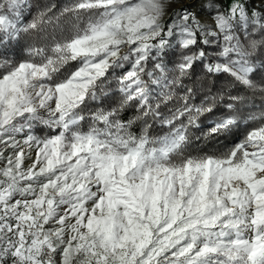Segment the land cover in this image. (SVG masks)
<instances>
[{
  "label": "snow or ice",
  "instance_id": "obj_1",
  "mask_svg": "<svg viewBox=\"0 0 264 264\" xmlns=\"http://www.w3.org/2000/svg\"><path fill=\"white\" fill-rule=\"evenodd\" d=\"M188 4L0 0V264H264V0Z\"/></svg>",
  "mask_w": 264,
  "mask_h": 264
},
{
  "label": "trees",
  "instance_id": "obj_2",
  "mask_svg": "<svg viewBox=\"0 0 264 264\" xmlns=\"http://www.w3.org/2000/svg\"><path fill=\"white\" fill-rule=\"evenodd\" d=\"M29 4L32 6L31 8V17H34L37 12L45 10L46 8L50 7V6H55L52 9V12L49 13V15H59V13L61 12V10L70 5L71 3L74 2V0H28ZM189 6V4H186L182 7H187ZM182 7L177 8L175 10H173V12L180 10ZM193 10V9H192ZM26 11V15H27V10ZM173 12L171 13V15L169 16V18H167L165 21V23L168 22V20L170 19V17L172 16ZM198 12L202 13L201 10V6L198 7ZM29 17V19L31 18ZM60 23L61 25H65L66 24V18L65 17H60ZM49 32L52 31L51 28L48 29ZM26 42H35V43H40V34L39 33H33L31 37H28ZM173 59H178V57H173ZM171 66V65H170ZM149 67H151V65H149ZM184 85L186 87H190L192 88L197 94H196V98H195V102H199L200 99L204 96L205 93L211 91L212 93H216L218 90L220 89H224V88H229L230 89V85H228L227 83V79L226 78H221L219 80H217L216 78H205L202 68L197 66L194 71L193 74L190 78H187L184 80ZM106 91L108 92V96L104 97V104L102 105L103 107L107 108L109 106H114V104L116 103V101L118 100L119 96L118 93H116V89H115V82L111 81L108 86L106 87ZM177 95H182L183 92L181 89H177ZM253 99L255 100L257 107L259 106L260 103V98L259 96H255L253 97ZM93 109L95 107H97L96 104H92L90 105ZM179 106V100L178 99H174L173 101L169 102L167 105H162L161 106V111L164 114L168 113V110L170 108H175ZM136 110L134 108H129L127 110H125L121 115L124 119H130L133 116H135ZM140 123L141 122H137L135 125H133V131H136L137 133H139L140 130ZM149 123L152 124V128L149 129V133L151 135H158L161 134L162 131H166L167 129H161L159 127V125L154 122V121H149ZM193 131V135H199V133L196 130H192ZM201 147H203V145H200ZM222 145H217V147H221ZM6 161H4L3 159H0V166H2Z\"/></svg>",
  "mask_w": 264,
  "mask_h": 264
},
{
  "label": "rangeland",
  "instance_id": "obj_3",
  "mask_svg": "<svg viewBox=\"0 0 264 264\" xmlns=\"http://www.w3.org/2000/svg\"><path fill=\"white\" fill-rule=\"evenodd\" d=\"M188 4V0H183V2H181V0H170V7L168 9V15L165 16L164 20H166L167 18H169V16L171 15V13L173 12V10L177 9V8H180L184 5ZM201 6L199 3H197L194 7H193V10L198 12V7ZM199 13V12H198ZM201 14V13H200ZM202 18H206L204 16V14H201ZM17 140H20L22 141L23 140V137L22 136H17ZM0 148H3L4 149V156H9L12 154V149L11 148H5L4 145H0ZM25 148V152L26 153H29L30 152V155L29 154H26L25 156V161H24V166L25 167H29L31 166L33 160L35 159L36 157V151L35 149H28L27 146H24Z\"/></svg>",
  "mask_w": 264,
  "mask_h": 264
}]
</instances>
